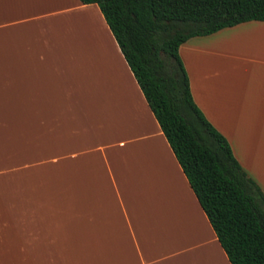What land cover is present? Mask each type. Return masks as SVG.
<instances>
[{"label":"crops","instance_id":"0c3cea01","mask_svg":"<svg viewBox=\"0 0 264 264\" xmlns=\"http://www.w3.org/2000/svg\"><path fill=\"white\" fill-rule=\"evenodd\" d=\"M179 56L264 195V22ZM0 264H230L96 4L0 0Z\"/></svg>","mask_w":264,"mask_h":264},{"label":"trees","instance_id":"16d2710c","mask_svg":"<svg viewBox=\"0 0 264 264\" xmlns=\"http://www.w3.org/2000/svg\"><path fill=\"white\" fill-rule=\"evenodd\" d=\"M96 4L230 264H264V195L195 105L179 47L264 22V0H80Z\"/></svg>","mask_w":264,"mask_h":264},{"label":"rangeland","instance_id":"374dc122","mask_svg":"<svg viewBox=\"0 0 264 264\" xmlns=\"http://www.w3.org/2000/svg\"><path fill=\"white\" fill-rule=\"evenodd\" d=\"M247 175V174H246ZM248 176V175H247ZM252 180V179H251ZM253 181V180H252ZM254 182V181H253ZM256 184V183H255ZM257 185V184H256Z\"/></svg>","mask_w":264,"mask_h":264}]
</instances>
